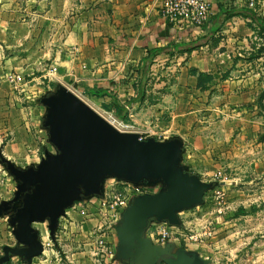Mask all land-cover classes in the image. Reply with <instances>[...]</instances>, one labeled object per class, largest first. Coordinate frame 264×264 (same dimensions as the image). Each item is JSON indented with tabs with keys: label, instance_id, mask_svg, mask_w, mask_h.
Returning <instances> with one entry per match:
<instances>
[{
	"label": "rangeland",
	"instance_id": "obj_1",
	"mask_svg": "<svg viewBox=\"0 0 264 264\" xmlns=\"http://www.w3.org/2000/svg\"><path fill=\"white\" fill-rule=\"evenodd\" d=\"M263 41L252 33L250 50L238 58L234 71L212 75L213 81L206 93L201 94L203 96L193 94L186 82L183 91H177L179 74L172 68L167 69L169 62L129 68L127 75L134 79L136 93L143 79L146 93L143 92L140 98L144 107L137 112L138 116L134 97L130 99L133 100L131 105L125 104L128 110L124 111V119L105 112L100 101L89 97L86 84L75 82L72 76L63 79L58 73V82L43 78L33 80L38 75H46L54 65L51 61L41 62L37 72L23 77L31 87V97L25 98L11 89L10 93H14L12 99L7 97L4 99L6 102L1 101V113L6 114L0 116L2 155L18 168L26 169L39 163L44 150L55 153L48 143L46 130L40 125L43 115L39 117L36 114L35 117L32 110L36 106L45 112L39 99L47 92H55L58 85L73 89L83 103L117 131L137 134L142 140L152 138L157 141H167L172 135H177L174 133L178 129L167 125L171 121L170 107L181 92L187 101L196 100L202 107L191 109L195 115L179 132L185 140L190 139V135L197 138L195 144L190 141L192 144L184 145L194 148L189 156L185 155L184 159L182 156V163L187 169L191 167V172L202 173L200 180L211 182L214 187L205 193L203 205L179 214L182 227L197 236L196 242L170 241L161 247L173 244L176 249L197 255L205 264H264V115L256 103L264 92V53L257 54ZM72 53L76 55L77 50H72ZM237 79L243 80L240 84L243 86L235 94L231 82ZM188 161L191 162L187 164ZM112 180L115 181L107 179L105 183ZM156 188L143 186L140 190L153 192ZM15 191L16 182L0 165V202L11 200ZM96 202V198L85 200L75 203V209L73 206L67 210L58 221L55 242L51 241L46 224H34L43 253L34 258L32 264H120L116 260L118 243L115 227L98 230L104 218L95 211L93 206ZM77 209H89V213L82 216ZM7 219V216L0 217V255L2 247L16 245ZM8 264L25 263L12 257Z\"/></svg>",
	"mask_w": 264,
	"mask_h": 264
},
{
	"label": "crops",
	"instance_id": "obj_2",
	"mask_svg": "<svg viewBox=\"0 0 264 264\" xmlns=\"http://www.w3.org/2000/svg\"><path fill=\"white\" fill-rule=\"evenodd\" d=\"M207 1L209 20L197 28L164 20L158 10L160 0H0V104L7 97L11 100L14 94L10 93L13 88L4 80L5 75L10 72L23 77L32 75L41 62L51 61L63 79L72 76L75 82L86 84L88 91H106V97L97 99L102 108L114 105L124 108L125 104L131 105L130 99L134 97L138 116L137 112L144 107L140 98L146 93V86L136 93L128 69L137 68L147 51L154 50L159 52L152 63L169 62L167 69L179 74L177 91H183L187 83L193 94L203 96L206 92L196 89V79L189 71L210 75L234 71L238 58L250 50L253 33L248 27L249 20L238 15L248 9L264 18V0H255L253 8L248 0ZM72 50H77V54ZM44 77L38 75L33 80ZM242 81L231 82L235 94L243 86ZM30 89L26 85L17 94L31 97ZM178 97L170 107L171 121L167 125L176 127L178 132L168 139H182L183 146L190 141L195 144L197 138L190 135L185 140L179 132L195 115L191 109L198 110L201 106L196 100L187 101L181 92ZM1 110L0 116H6ZM32 113L35 117L44 115L36 106ZM193 148L184 146L183 159ZM188 170L198 177L202 174L191 172V167Z\"/></svg>",
	"mask_w": 264,
	"mask_h": 264
},
{
	"label": "water",
	"instance_id": "obj_3",
	"mask_svg": "<svg viewBox=\"0 0 264 264\" xmlns=\"http://www.w3.org/2000/svg\"><path fill=\"white\" fill-rule=\"evenodd\" d=\"M39 99L45 109L41 128L55 153L43 151L36 166L21 169L5 159L0 165L16 182L13 198L0 202V217L16 242L2 247L0 264L12 257L25 264L41 256L43 245L34 224H46L55 242L58 221L75 203L101 199L107 179L133 187L159 188L133 197L115 225L116 260L120 264H205L197 255L154 245L146 237L151 224L182 228L179 214L204 203L214 184L203 182L182 165L183 143L121 133L68 89L56 86Z\"/></svg>",
	"mask_w": 264,
	"mask_h": 264
},
{
	"label": "built area",
	"instance_id": "obj_4",
	"mask_svg": "<svg viewBox=\"0 0 264 264\" xmlns=\"http://www.w3.org/2000/svg\"><path fill=\"white\" fill-rule=\"evenodd\" d=\"M248 5L250 8H253L255 0H248ZM158 10L160 16L164 20L183 27L191 26L201 28L208 22L210 16V7L207 0H160ZM57 75V67L51 66L44 79L48 81L55 80ZM4 80L16 91H23L24 87L27 85L23 76L20 75H6ZM55 82H58L57 79ZM67 89L80 99L73 89L69 87H67ZM124 109L127 111L128 107L124 106ZM139 140L142 139L139 137ZM105 184L107 185H104L102 198H96L97 202L93 206L96 208L95 211L99 213V216L104 218L99 224L98 230H101L103 227H115L120 220V215L127 208L129 201L134 196L155 193L159 189L156 188L152 190L153 192L149 190L141 191L140 188H142V186L133 187L130 184L113 180ZM73 209H75V206ZM88 210L89 209H77V212L82 216H86L87 213H89ZM146 237L150 239L153 244L160 246L170 241H182L184 244H188L196 242L197 240V236L193 235L191 231H185V227L178 229L169 227L166 224H151L146 231ZM113 264L117 263L114 262Z\"/></svg>",
	"mask_w": 264,
	"mask_h": 264
},
{
	"label": "trees",
	"instance_id": "obj_5",
	"mask_svg": "<svg viewBox=\"0 0 264 264\" xmlns=\"http://www.w3.org/2000/svg\"><path fill=\"white\" fill-rule=\"evenodd\" d=\"M238 16L248 19L249 20L248 27L253 31V33H256L261 39L264 40V18L258 16L254 11L248 10V9H244L242 13H240ZM257 51H258L257 52L258 55L264 53V41H263V45H261V47H259ZM158 52L159 51L157 50L147 51V56L143 59L141 65L149 67V65L152 64L153 57L157 55ZM189 72L191 76L195 77L196 89L200 92L206 91L209 84L213 81V76L210 74L199 73L194 69L190 70ZM145 84L146 83L144 82V79L141 80L140 85H139V91L143 89ZM52 86H55V85H52ZM88 94H89V97L97 100V99L106 97L108 93L102 90H95V91H89ZM256 103H257V108L259 112L262 115H264V92L260 94ZM103 109L105 112L114 113L115 115H117L118 118L124 119L125 109L123 107L114 105L110 107L104 106Z\"/></svg>",
	"mask_w": 264,
	"mask_h": 264
},
{
	"label": "flooded vegetation",
	"instance_id": "obj_6",
	"mask_svg": "<svg viewBox=\"0 0 264 264\" xmlns=\"http://www.w3.org/2000/svg\"><path fill=\"white\" fill-rule=\"evenodd\" d=\"M1 256V255H0Z\"/></svg>",
	"mask_w": 264,
	"mask_h": 264
}]
</instances>
